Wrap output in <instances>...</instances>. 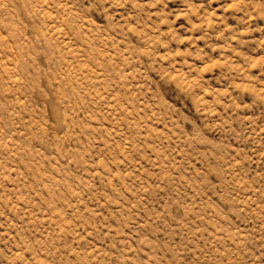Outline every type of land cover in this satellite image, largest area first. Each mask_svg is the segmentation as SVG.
Wrapping results in <instances>:
<instances>
[{"label":"rangeland","instance_id":"1","mask_svg":"<svg viewBox=\"0 0 264 264\" xmlns=\"http://www.w3.org/2000/svg\"><path fill=\"white\" fill-rule=\"evenodd\" d=\"M0 264H264V0H0Z\"/></svg>","mask_w":264,"mask_h":264}]
</instances>
